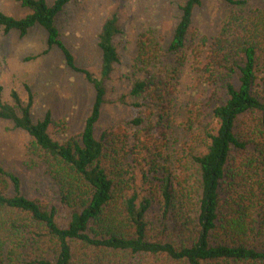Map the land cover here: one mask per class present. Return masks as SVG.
Wrapping results in <instances>:
<instances>
[{"label": "trees", "instance_id": "obj_1", "mask_svg": "<svg viewBox=\"0 0 264 264\" xmlns=\"http://www.w3.org/2000/svg\"><path fill=\"white\" fill-rule=\"evenodd\" d=\"M18 1L29 12L14 17L0 10L4 33L24 37L40 25L47 34L43 53L58 47L95 93L82 132L60 142L48 132V112L31 118V92L23 101L11 91L9 104L0 88V118L30 135L29 150L68 209L63 224L54 204L24 195L18 176L0 164V264H264V6L221 0L230 11L203 45L200 68L201 83L221 94L215 93L208 114L197 110L188 145L171 163L167 113L178 71L170 64L185 60L193 11L202 0L180 5L166 47L149 34L139 38L132 101L120 98L137 114L98 137L103 80L119 61L117 15L107 17L98 33L97 80L76 66L60 39L56 16L69 0Z\"/></svg>", "mask_w": 264, "mask_h": 264}, {"label": "rangeland", "instance_id": "obj_2", "mask_svg": "<svg viewBox=\"0 0 264 264\" xmlns=\"http://www.w3.org/2000/svg\"><path fill=\"white\" fill-rule=\"evenodd\" d=\"M54 0H46L48 4ZM186 0H69L56 16L60 39L74 56L76 66L102 80L98 33L104 20L115 13L120 33L115 37L119 61L114 64L110 77L103 80L106 94L95 135L137 112L125 102L132 101L128 91L138 74L136 55L138 40L143 34L153 36L167 46L180 14V5ZM264 0H247L246 7L262 8ZM0 10L14 17L24 16L28 8L18 0H0ZM221 0H202L193 11L194 38L188 43L185 60L177 66V77L168 109L169 125L166 139L171 163L182 156L189 141L188 127L197 110L208 114L221 92L201 83V66L207 44L218 32L229 14ZM46 31L33 26L26 36L16 30L4 33L0 28V88L4 102L14 104L11 91L23 101L32 94L31 118L41 120L48 112L50 136L60 142L77 137L83 130L94 101V87L79 71L70 69L61 50L46 49ZM207 41V42H206ZM202 42H206L203 43ZM201 50V53H197ZM175 61V62H174ZM173 82V81H172ZM30 135L14 127L11 120L0 118V164L18 176L21 191L29 198L54 204L58 220L66 223L68 209L60 203L58 186L46 173L44 163L29 150ZM150 217L158 212L157 206ZM155 223V222H154ZM156 224V223H155Z\"/></svg>", "mask_w": 264, "mask_h": 264}]
</instances>
